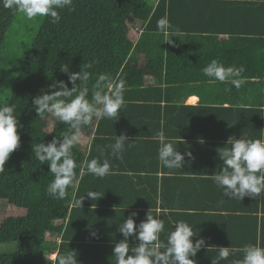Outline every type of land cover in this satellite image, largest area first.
Segmentation results:
<instances>
[{
  "label": "crops",
  "instance_id": "0c3cea01",
  "mask_svg": "<svg viewBox=\"0 0 264 264\" xmlns=\"http://www.w3.org/2000/svg\"><path fill=\"white\" fill-rule=\"evenodd\" d=\"M150 1L156 7L160 0ZM165 1L173 25L167 74L172 80L189 81L162 86L161 92H153L154 101H143L142 94H127L134 89H124L126 103L119 119H98L89 137L81 135L75 146L82 154L81 167L67 217L57 223L58 234L47 236L52 264L70 251L76 253L78 264H116L113 249L124 239L118 225L132 212L138 213L137 225L148 211L162 219L160 241L165 244L175 222H187L196 234L193 243L205 241L192 257L197 264H212L219 247L240 249L256 243L264 247V193L229 199L211 178L224 167L218 152L230 147L231 136L264 139V0ZM140 28L139 34L141 24ZM212 60L226 67L243 66L241 87L204 75L202 69ZM143 105L152 106L153 113ZM160 130L182 154L191 152L182 169L160 164L159 142L151 138ZM121 134L128 142L119 160L107 146ZM93 158L109 160L112 174L98 178L88 173L87 162ZM92 190L95 200L86 194ZM83 196L78 207L75 201ZM137 243L129 238V254ZM242 258L237 251L220 264Z\"/></svg>",
  "mask_w": 264,
  "mask_h": 264
},
{
  "label": "trees",
  "instance_id": "16d2710c",
  "mask_svg": "<svg viewBox=\"0 0 264 264\" xmlns=\"http://www.w3.org/2000/svg\"><path fill=\"white\" fill-rule=\"evenodd\" d=\"M70 9L58 10L61 18L55 24L43 17L27 43L29 51L24 53L13 50L16 45L7 42L19 12L0 5V83L8 78L7 72L14 80L9 96L0 98V105L15 104L20 134L19 148L0 172V200L26 211L22 217L6 218L1 223L0 246L14 244L15 248L0 254V264H52L48 255L53 249L47 236L60 232L57 223L68 214L73 184L63 199L48 196L46 188L54 177L49 165H40L32 150V144H47L55 136L68 134L67 126L56 121L48 132L50 116L41 119L32 104L33 97L50 91L49 85L60 80L68 83L67 73L60 70L62 63L68 64L72 72L91 64L86 69L90 73L89 99L101 73H109L114 82L124 80V89H134L125 93L142 94L143 101H154L153 92H161L162 86L189 81L172 80L167 74L170 46L157 29V21L166 14L165 0L156 7L150 0H73ZM131 19L143 27L136 42L129 37ZM68 86L71 88V83ZM141 108L153 113L152 106ZM157 110L161 118L159 105ZM97 120L84 127L81 135L89 137ZM72 151L78 164L77 177L82 154L75 146Z\"/></svg>",
  "mask_w": 264,
  "mask_h": 264
},
{
  "label": "clouds",
  "instance_id": "9594fccd",
  "mask_svg": "<svg viewBox=\"0 0 264 264\" xmlns=\"http://www.w3.org/2000/svg\"><path fill=\"white\" fill-rule=\"evenodd\" d=\"M73 0H0V5L13 12H19L29 20L47 17L50 23H58V10L69 8ZM71 10V9H70ZM173 28L167 14L157 21V29L168 36ZM171 43V39L167 40ZM91 68L87 64L79 72H72L68 64L62 63L60 70L68 75V83L63 80L49 85V92H43L32 98V104L37 116L41 119L54 117L58 124L66 125L68 134L54 137L50 142L32 144V150L40 165L47 164L54 179L48 184L46 193L53 199H63L67 189L73 184L78 167L73 155V148L80 142L82 129L89 126L94 119H119V112L125 106L123 90L125 81L114 82L109 73H101L91 87L89 99ZM203 74L221 83L230 82L239 89L244 82L243 66H225L223 63L212 60L202 69ZM79 80V84L77 81ZM58 89V90H52ZM107 89V91H106ZM43 91V90H42ZM18 119L15 104L0 105V172L5 170V163L10 155L20 146L18 133ZM159 142L158 159L160 164L169 170L182 169L186 163L185 156L191 157V152L181 153L174 141H169L163 130L151 137ZM128 138L126 134L116 136L115 142L108 145L111 156L122 160ZM227 145L218 152L224 167L211 176L215 185L223 190L224 197L243 200L245 196L256 198L264 193V139H251L245 135L237 138L231 136ZM130 146V145H129ZM87 172L98 178L112 174L109 160L102 163L96 158L87 162ZM87 197L96 199L95 191H88ZM85 196L76 200L81 207ZM138 213L132 212L121 224L118 230L124 239L116 243L113 249L116 264H197L192 259L201 248L205 247L203 239L193 243V228L185 221L175 222V229L167 236L166 244L160 241V234L164 231V221L146 213V218L138 225L134 217ZM138 243L132 247L129 254V238ZM217 259L212 264L228 260L236 252H242V260H234L232 264H264V247L259 243L247 244L240 249L233 247H219ZM57 264H78L76 253L70 251L59 255Z\"/></svg>",
  "mask_w": 264,
  "mask_h": 264
},
{
  "label": "rangeland",
  "instance_id": "374dc122",
  "mask_svg": "<svg viewBox=\"0 0 264 264\" xmlns=\"http://www.w3.org/2000/svg\"><path fill=\"white\" fill-rule=\"evenodd\" d=\"M42 18L43 17H39L33 20H29L26 17H24L21 13H19L12 29L7 35V42L10 44V46L12 44L16 45V48H13V50H19L24 53L29 51L27 43L32 40L33 33L37 31L39 23L42 20ZM140 30H141L140 23L133 21L132 19L128 21L129 37L134 42L139 37ZM7 75L8 78L6 80H2L0 83L1 100H4L6 99V97L9 96L10 94L9 88L13 83L12 81H14L10 73L7 72ZM54 123H55V118L50 116L49 126L47 128L48 132L52 129ZM22 210L23 209L8 204L6 201L0 200V226L3 220L6 218H10V217L18 218L24 215L25 213H22ZM14 248H15L14 244L1 245L0 254L12 252L14 251Z\"/></svg>",
  "mask_w": 264,
  "mask_h": 264
}]
</instances>
